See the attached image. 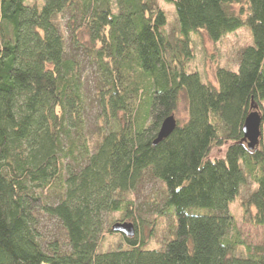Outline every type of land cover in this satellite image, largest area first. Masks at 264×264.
I'll return each instance as SVG.
<instances>
[{
    "label": "trees",
    "instance_id": "obj_1",
    "mask_svg": "<svg viewBox=\"0 0 264 264\" xmlns=\"http://www.w3.org/2000/svg\"><path fill=\"white\" fill-rule=\"evenodd\" d=\"M166 1L172 38L158 0H0V264H264V248L237 254L228 212L250 181L242 216L264 227V0ZM243 27L252 42L236 70L216 66L213 83L189 70L191 33L217 43ZM71 52L95 65L92 94ZM181 98L185 121L154 144ZM251 106L253 150L242 141ZM213 147L223 158H208ZM147 177L164 187L159 216H172L158 249L137 239L131 195ZM40 214L64 241L40 231ZM114 214L134 235L109 228L125 246L99 251Z\"/></svg>",
    "mask_w": 264,
    "mask_h": 264
},
{
    "label": "rangeland",
    "instance_id": "obj_2",
    "mask_svg": "<svg viewBox=\"0 0 264 264\" xmlns=\"http://www.w3.org/2000/svg\"><path fill=\"white\" fill-rule=\"evenodd\" d=\"M158 5L166 16V26L164 28L165 34L170 38L177 36L178 26L173 3L166 0H158ZM190 39L192 57L187 63V66L189 70L198 71L202 80L212 83L214 82V71L216 66L236 70L238 50L246 45H250L252 42L250 31L246 27L240 28L233 33L226 34L217 43L210 42L203 32L191 33ZM73 56L76 57V62L81 66L79 71L81 74V80L84 84V89L87 94H92L98 78L96 67L95 65L90 64L88 58L82 52H71V58ZM262 105L264 107V102ZM88 115L89 122H91L95 116L93 106H91V110H88ZM174 117L179 123H183L186 119L185 101L183 98L180 99ZM224 153L225 147H213L208 158L210 160L220 159L223 158ZM252 189L253 184L249 181L246 186L241 188L239 197H236L235 200L228 205V212L236 221V228L240 233L241 240L244 242V246L237 250V254L242 256L248 254L246 247H250L253 250L258 247L264 248V227L251 225L242 216L243 209L241 202ZM131 198L135 206L134 209H137L135 217L138 225L136 229L137 239L143 240L147 243L145 246L146 248H161L168 238L167 231L169 228L167 227V224H170L169 222L172 221L171 214L162 219L159 216V210L162 209L163 204L164 187L159 181L147 177L146 180L141 183L139 188L131 195ZM48 200L50 201L52 199ZM37 217L39 220L40 231L46 237H58L60 238V241H64V232L58 223L50 220L43 214H40ZM116 217H118L117 214L105 217L103 224V238L99 244V251H105L110 248H123L125 246V242L119 234L112 235L107 233L108 229L114 224ZM163 223H167L166 227ZM161 224L165 228L161 229ZM149 235H153L155 238L156 236H159V240L149 238Z\"/></svg>",
    "mask_w": 264,
    "mask_h": 264
},
{
    "label": "water",
    "instance_id": "obj_3",
    "mask_svg": "<svg viewBox=\"0 0 264 264\" xmlns=\"http://www.w3.org/2000/svg\"><path fill=\"white\" fill-rule=\"evenodd\" d=\"M176 127V119L173 115L166 117L160 124L154 144H157L167 138ZM262 119L256 106H251V110L244 119L242 134V141L245 143L247 149L253 150L259 142L262 131ZM111 230L113 232L121 233L127 237L134 235V228L130 222H115Z\"/></svg>",
    "mask_w": 264,
    "mask_h": 264
}]
</instances>
